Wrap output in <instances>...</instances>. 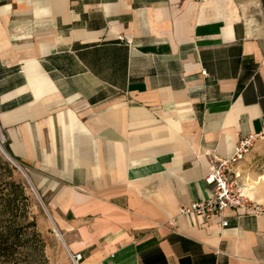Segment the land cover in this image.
<instances>
[{
  "label": "crops",
  "instance_id": "crops-1",
  "mask_svg": "<svg viewBox=\"0 0 264 264\" xmlns=\"http://www.w3.org/2000/svg\"><path fill=\"white\" fill-rule=\"evenodd\" d=\"M0 126L50 264H264L263 215L179 213L212 156L264 130V0H0ZM255 144L234 170L264 204Z\"/></svg>",
  "mask_w": 264,
  "mask_h": 264
},
{
  "label": "built area",
  "instance_id": "built-area-1",
  "mask_svg": "<svg viewBox=\"0 0 264 264\" xmlns=\"http://www.w3.org/2000/svg\"><path fill=\"white\" fill-rule=\"evenodd\" d=\"M261 139H264V130L258 133H249L239 140L229 156H212L211 166L205 178L206 182L211 185L209 196L180 205L179 213L182 215L197 214L205 222L218 220L222 227L229 225V221L225 217V212L228 209L244 210L264 216V204L255 201L247 194L234 170L238 162L243 160L255 143ZM3 147L0 143L1 151L15 164ZM68 258L67 264H84V254L81 251L68 250Z\"/></svg>",
  "mask_w": 264,
  "mask_h": 264
},
{
  "label": "trees",
  "instance_id": "trees-1",
  "mask_svg": "<svg viewBox=\"0 0 264 264\" xmlns=\"http://www.w3.org/2000/svg\"><path fill=\"white\" fill-rule=\"evenodd\" d=\"M22 198L20 183L10 181L0 186V199L4 200L5 209L12 211L7 217H0V262L7 264L21 256L30 259L31 264H49L36 221L20 212Z\"/></svg>",
  "mask_w": 264,
  "mask_h": 264
},
{
  "label": "rangeland",
  "instance_id": "rangeland-1",
  "mask_svg": "<svg viewBox=\"0 0 264 264\" xmlns=\"http://www.w3.org/2000/svg\"><path fill=\"white\" fill-rule=\"evenodd\" d=\"M261 140H264V139H261ZM0 143L4 146L3 148L6 154L8 156H11L12 159L15 161V164L12 163L7 158L5 153H3V151H1L0 149V186L4 185L6 182L16 181L20 183L21 186L23 187V198L21 202L22 210H20V212L24 213L28 220L34 219L36 221V227L41 235V238L44 241V245H45L44 252H45L46 258L48 259V256L46 253L47 241L52 243V245L54 246H57L58 242L57 240L52 239L53 231L50 228V223L52 221L50 220L49 213L46 209L45 203L43 202L40 189L37 187V185L32 179L31 167L26 162L18 159L16 156H13L9 152L8 139H7L5 132L1 128V126H0ZM5 208L6 207L4 204V200L0 199V217H7V214L9 212H12ZM42 225H44V231H42V228H41ZM52 226L55 227L54 224H52ZM54 230L56 229L54 228ZM19 258L20 259L11 261L10 263H7V264H31L30 259H25L24 257H21V256ZM48 262H49V259H48ZM0 264H4V263L0 262Z\"/></svg>",
  "mask_w": 264,
  "mask_h": 264
}]
</instances>
